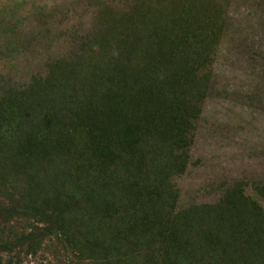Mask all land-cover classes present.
<instances>
[{
	"label": "rangeland",
	"instance_id": "374dc122",
	"mask_svg": "<svg viewBox=\"0 0 264 264\" xmlns=\"http://www.w3.org/2000/svg\"><path fill=\"white\" fill-rule=\"evenodd\" d=\"M0 264H264V0H0Z\"/></svg>",
	"mask_w": 264,
	"mask_h": 264
}]
</instances>
